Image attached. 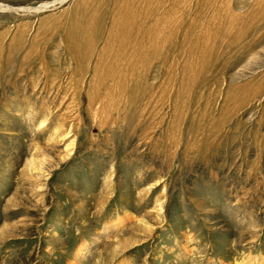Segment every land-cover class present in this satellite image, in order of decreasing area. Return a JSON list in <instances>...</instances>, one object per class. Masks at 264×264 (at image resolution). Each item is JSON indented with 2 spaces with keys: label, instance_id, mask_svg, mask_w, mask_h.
Instances as JSON below:
<instances>
[{
  "label": "rangeland",
  "instance_id": "obj_1",
  "mask_svg": "<svg viewBox=\"0 0 264 264\" xmlns=\"http://www.w3.org/2000/svg\"><path fill=\"white\" fill-rule=\"evenodd\" d=\"M58 1L0 0V264H264V0Z\"/></svg>",
  "mask_w": 264,
  "mask_h": 264
},
{
  "label": "bare ground",
  "instance_id": "obj_2",
  "mask_svg": "<svg viewBox=\"0 0 264 264\" xmlns=\"http://www.w3.org/2000/svg\"><path fill=\"white\" fill-rule=\"evenodd\" d=\"M63 1H65V0H59L58 2L61 3V2H63ZM50 4H51V5H50ZM53 4H55V3L42 4V5H40V6L36 7V8H29V9H35L36 11H37V10H42V9H44V8H47V7H49V6H52ZM9 7H10V6H9ZM9 7H7V8L9 9ZM2 8H4V6H2ZM4 9H6V8H4ZM139 65H140V64H139ZM133 73H134V72H133ZM98 75H99V74H98ZM104 76H105V75H104ZM112 77H113V76H112ZM102 80H103V78H102ZM100 81H101V80H100ZM100 81H99V82H100ZM98 84L101 85V83H98ZM98 84H97V82H96L95 84H91L90 87H91L92 89L95 88L94 90H96V91H99V90L101 89V87H100V86H97ZM108 84H109V83H108ZM105 86H106V85H105ZM107 86H108V85H107ZM91 88H90V89H91ZM79 90H80V89H79ZM100 104H101V103H100ZM102 109H103V108H102ZM99 111H100V110H99ZM99 111H98V112H99ZM101 112H102V111H101ZM94 114H95V113H94ZM105 114H106V113H105ZM33 115H34V114H33ZM103 116H104V115H103ZM71 146H72V145H71ZM71 146H70V147H71ZM70 147H69V148H70ZM69 148H68V149H69ZM83 257H84V256H82L81 258H83ZM256 261H257V260H256ZM261 261L264 262V257L261 258Z\"/></svg>",
  "mask_w": 264,
  "mask_h": 264
}]
</instances>
